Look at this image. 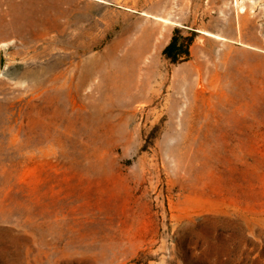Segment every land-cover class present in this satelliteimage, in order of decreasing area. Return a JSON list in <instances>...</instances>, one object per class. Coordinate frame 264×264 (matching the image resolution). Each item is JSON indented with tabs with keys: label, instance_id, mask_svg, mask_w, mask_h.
I'll return each mask as SVG.
<instances>
[{
	"label": "rangeland",
	"instance_id": "374dc122",
	"mask_svg": "<svg viewBox=\"0 0 264 264\" xmlns=\"http://www.w3.org/2000/svg\"><path fill=\"white\" fill-rule=\"evenodd\" d=\"M0 264H264V0H0Z\"/></svg>",
	"mask_w": 264,
	"mask_h": 264
},
{
	"label": "trees",
	"instance_id": "16d2710c",
	"mask_svg": "<svg viewBox=\"0 0 264 264\" xmlns=\"http://www.w3.org/2000/svg\"><path fill=\"white\" fill-rule=\"evenodd\" d=\"M195 36L193 31L183 35L180 29H174L169 43L162 50V55L172 64L189 60L190 46Z\"/></svg>",
	"mask_w": 264,
	"mask_h": 264
},
{
	"label": "bare ground",
	"instance_id": "6f19581e",
	"mask_svg": "<svg viewBox=\"0 0 264 264\" xmlns=\"http://www.w3.org/2000/svg\"><path fill=\"white\" fill-rule=\"evenodd\" d=\"M236 3H237V1H236ZM142 14H143V15H147V16L152 17V18L160 19V20H162V21H168L167 19H163V18L158 17V16H153V15L148 14V13H145V12H142ZM204 32H205L206 35H213V36H216V37H218V38H220V39L224 38V37H221V36L215 35V34H213V33L207 32V31H204Z\"/></svg>",
	"mask_w": 264,
	"mask_h": 264
},
{
	"label": "crops",
	"instance_id": "0c3cea01",
	"mask_svg": "<svg viewBox=\"0 0 264 264\" xmlns=\"http://www.w3.org/2000/svg\"><path fill=\"white\" fill-rule=\"evenodd\" d=\"M206 26V25H205ZM207 27H209V25H207ZM201 33H203V34H205V32L204 31H206V30H199ZM218 32L217 33H220L219 32V30H217ZM207 32H209L208 30H207ZM210 33H212L211 31H210ZM217 33H215V35H218V36H220L219 34H217ZM213 34H214V32H213ZM172 36V35H171ZM171 36H170V39H171ZM209 36H213V35H209ZM214 37H216V36H214ZM222 37V36H221ZM218 38V37H217ZM220 39V38H219ZM222 39H224V38H222ZM169 43V42H168ZM192 52H194L193 50H191ZM190 51V52H191Z\"/></svg>",
	"mask_w": 264,
	"mask_h": 264
}]
</instances>
